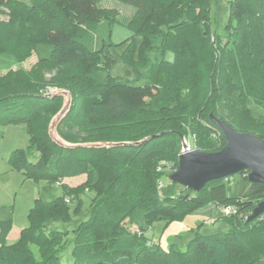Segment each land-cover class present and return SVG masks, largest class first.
I'll use <instances>...</instances> for the list:
<instances>
[{
	"label": "trees",
	"instance_id": "obj_1",
	"mask_svg": "<svg viewBox=\"0 0 264 264\" xmlns=\"http://www.w3.org/2000/svg\"><path fill=\"white\" fill-rule=\"evenodd\" d=\"M27 1L18 19L29 31L37 62L28 72L8 70L0 75V125L24 124L29 147L37 151L30 161L23 148L13 150L10 167L36 182L58 183L62 194L34 199L28 224L13 244H7L12 210L0 207V264H264V213L247 219L264 199V183L250 182L247 169L210 180L197 191L167 179L177 167L181 139L188 132L197 150L217 151L225 144L209 114L264 140V115L255 122L248 107L235 109L252 92L254 82L264 80V0H228L223 44L208 41L198 31L208 23L201 21L195 1L179 10L184 0H169L166 10L157 13L159 0H118L135 9L126 22L101 7V0ZM15 4L0 0V8ZM100 20L120 22L132 35L95 49ZM186 31L197 32L201 47L196 52L195 39ZM156 37L162 43L170 41V48L164 49L173 54L172 60H154L145 72L133 67L131 77L110 74L109 65L119 60L117 49L138 38L146 53ZM179 42L195 59H183ZM5 52L0 37V56ZM204 55V68L198 70L194 65ZM43 67L58 69L51 79L53 87L67 89L72 96L70 110L57 126L64 140L127 142L156 136L138 145H56L47 128L62 98L41 89ZM237 112L240 126L228 118ZM76 117L84 121H71ZM79 175L84 179L77 185L63 182ZM87 191L93 196L85 217L79 218ZM205 204L233 207L220 215L225 230L195 233L185 250L149 241L145 233L152 222L181 218ZM73 220V228H60V223ZM126 222L135 231L127 229ZM30 244L38 247V259ZM69 244L73 261L65 263L60 254Z\"/></svg>",
	"mask_w": 264,
	"mask_h": 264
},
{
	"label": "rangeland",
	"instance_id": "obj_2",
	"mask_svg": "<svg viewBox=\"0 0 264 264\" xmlns=\"http://www.w3.org/2000/svg\"><path fill=\"white\" fill-rule=\"evenodd\" d=\"M183 1V0H182ZM195 1L197 5V12L201 17V21L208 23V28L200 27L198 31L202 35H207L210 42L223 44L227 35L224 31V26L228 14V0H184L179 6V10L185 5ZM16 4L12 9L9 7L0 8V37L5 46V54L0 56V75H4L8 70H21L23 72L30 71L37 62V55L35 50L30 45L29 31L24 25L23 19L25 6L29 4L27 0H15ZM169 0H159L156 6L157 13H163L166 10ZM99 5L105 9L112 11L116 18L121 22H126L133 17L135 11L134 7L120 2L118 0H101ZM53 13V12H52ZM181 19H184L182 16ZM191 39H195L196 49L198 50L199 41L197 40V32L186 31ZM132 35V31L124 24L117 21H110V24L105 20H100L95 27L93 47L100 49L102 44L110 42L112 44L119 43L125 38ZM201 35V34H200ZM169 36V35H168ZM138 39V38H137ZM131 40L124 44L121 48L117 49L119 60L112 65H109L110 74L117 76H132L133 67L139 68L141 71H146L149 65L154 60L166 58L172 60L173 54L165 51L170 48L171 43L165 40L162 43L160 37L152 40L151 49L143 53L141 52V45L139 40ZM180 55L186 61L195 59L191 57V52L185 48L183 42H179ZM121 49H124L123 52ZM109 50L114 52L113 47ZM205 55L199 58L194 67L198 70L204 68ZM58 69H50L43 67L40 69L41 74V89L44 93H51L55 87L52 85V77L56 74ZM197 81L200 83L203 78L196 76ZM264 80H257L254 82V89L252 92H247L239 107H248L253 121L257 122L261 116L264 115ZM150 108H154L152 104ZM228 116L234 118L232 122L236 126L241 125L239 121L238 112ZM71 121H84L76 117ZM189 121H187L188 123ZM74 127V131H79L83 128ZM213 137V134L211 135ZM186 143L189 148L196 149L194 135L188 132L181 139ZM182 147V146H181ZM23 148L26 151L28 160L33 161L36 158L37 151L29 147V134L24 124H2L0 125V207L11 208L13 213L12 228L7 237V244H13L17 240L18 232L21 228L27 226V215L33 205L36 197L44 200H51L62 194L61 186L58 183H47L45 180L34 181L31 178H24L23 174L10 167L8 159L13 150ZM84 176L81 178L69 179L65 182L69 185H77L81 183ZM93 196V191H87L83 199L82 213L79 218L85 217L87 206L90 198ZM221 210L214 204H205L201 207L195 208L191 212L184 214L181 218H176L171 221L156 220L152 222L146 231V236L149 241L159 243L163 248L170 245H175L181 250L186 249L187 242L195 235V233L207 234L216 231H223L227 228V224L220 218ZM207 220H212V224H208ZM76 220L70 223H60V228H73ZM58 225V223H57ZM127 229L131 232L135 231L136 227L133 224L125 223ZM35 258H39L38 247L35 244L29 245ZM72 244H69L65 250L60 254L62 262L71 263L72 258Z\"/></svg>",
	"mask_w": 264,
	"mask_h": 264
},
{
	"label": "water",
	"instance_id": "obj_3",
	"mask_svg": "<svg viewBox=\"0 0 264 264\" xmlns=\"http://www.w3.org/2000/svg\"><path fill=\"white\" fill-rule=\"evenodd\" d=\"M51 93L61 97L62 104L59 110L51 117L47 133L51 141L60 147L138 145L156 136L153 134L137 141L127 142H68L59 135L57 126L70 110L72 104L71 93L63 88H55ZM209 117L226 139L223 147L217 151H202L189 148L182 140L177 167L168 174L167 179L197 191L210 180L247 169L249 171L247 176L250 182L264 183V140L249 132H239L212 114H209ZM262 213H264V199L255 205L247 219L254 218Z\"/></svg>",
	"mask_w": 264,
	"mask_h": 264
},
{
	"label": "built area",
	"instance_id": "obj_4",
	"mask_svg": "<svg viewBox=\"0 0 264 264\" xmlns=\"http://www.w3.org/2000/svg\"><path fill=\"white\" fill-rule=\"evenodd\" d=\"M66 201H68V198H66ZM221 212L224 214L229 213L230 211H233V207H226V208H220ZM208 224H212L213 221L212 220H207Z\"/></svg>",
	"mask_w": 264,
	"mask_h": 264
},
{
	"label": "crops",
	"instance_id": "obj_5",
	"mask_svg": "<svg viewBox=\"0 0 264 264\" xmlns=\"http://www.w3.org/2000/svg\"><path fill=\"white\" fill-rule=\"evenodd\" d=\"M81 176H84V175H79V176H73V177H68L69 179H74V178H81ZM67 178H64L63 179V182H65V180H66ZM20 231V230H19ZM9 235V234H8ZM18 235H19V232H18ZM18 235H17V237H18ZM8 237V236H7Z\"/></svg>",
	"mask_w": 264,
	"mask_h": 264
}]
</instances>
